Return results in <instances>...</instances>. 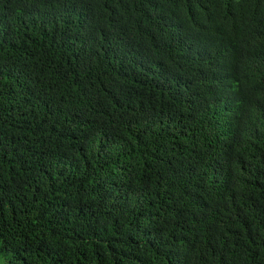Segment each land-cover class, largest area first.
<instances>
[{"label":"trees","instance_id":"16d2710c","mask_svg":"<svg viewBox=\"0 0 264 264\" xmlns=\"http://www.w3.org/2000/svg\"><path fill=\"white\" fill-rule=\"evenodd\" d=\"M0 264H264V0H0Z\"/></svg>","mask_w":264,"mask_h":264}]
</instances>
